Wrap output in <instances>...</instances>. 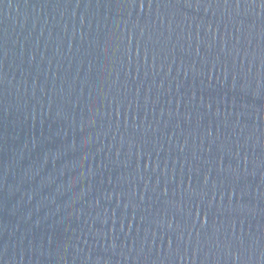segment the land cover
Wrapping results in <instances>:
<instances>
[{
  "label": "water",
  "instance_id": "95a60500",
  "mask_svg": "<svg viewBox=\"0 0 264 264\" xmlns=\"http://www.w3.org/2000/svg\"><path fill=\"white\" fill-rule=\"evenodd\" d=\"M0 264H264V0H0Z\"/></svg>",
  "mask_w": 264,
  "mask_h": 264
}]
</instances>
